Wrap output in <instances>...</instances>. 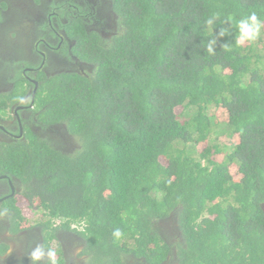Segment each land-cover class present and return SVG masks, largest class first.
<instances>
[{"label": "trees", "instance_id": "obj_1", "mask_svg": "<svg viewBox=\"0 0 264 264\" xmlns=\"http://www.w3.org/2000/svg\"><path fill=\"white\" fill-rule=\"evenodd\" d=\"M114 1L106 42L71 22L92 73L63 74L37 96L73 149L33 136L5 158L22 181L18 215L38 209L48 244L56 222L83 224L90 264H163L173 250L158 223L170 218L178 264H264V31L237 46L221 23L264 20V0Z\"/></svg>", "mask_w": 264, "mask_h": 264}, {"label": "flooded vegetation", "instance_id": "obj_2", "mask_svg": "<svg viewBox=\"0 0 264 264\" xmlns=\"http://www.w3.org/2000/svg\"><path fill=\"white\" fill-rule=\"evenodd\" d=\"M114 2L0 0V264H32L28 254L38 244L54 249L58 264H90L79 233L83 224L74 223L67 230L56 222L55 239L48 244L50 236L40 225L43 214L38 209H30L31 214L40 213L37 221L23 212L18 215L22 181L5 158L16 153L17 144L27 146L33 136L58 151L73 149L65 124L47 118V106L39 108L37 96L63 74L92 73L93 65L76 54L77 30L71 22L83 23L89 38L106 42L118 31ZM158 227L173 250L163 264H178L182 237L176 219L159 222ZM38 264H48L47 257Z\"/></svg>", "mask_w": 264, "mask_h": 264}, {"label": "clouds", "instance_id": "obj_3", "mask_svg": "<svg viewBox=\"0 0 264 264\" xmlns=\"http://www.w3.org/2000/svg\"><path fill=\"white\" fill-rule=\"evenodd\" d=\"M220 20L219 13H213L205 23L208 26H212L214 21ZM222 24H229L237 30V35L235 37V44L240 46L244 43H254L261 37L262 31H264V20H261L255 11H250L247 14H243L239 19H234L229 16L226 20L221 21ZM228 28L221 27L217 32V37H224L228 35ZM217 43V38H212L207 44V52L209 54H214V46ZM225 50H230L228 45L223 46ZM113 238L119 240L122 236L120 229H115L112 233ZM57 253L52 248H45L43 245H36L28 254V258L32 264H38L39 261L44 259L46 256L48 259V264H58L55 259Z\"/></svg>", "mask_w": 264, "mask_h": 264}, {"label": "rangeland", "instance_id": "obj_4", "mask_svg": "<svg viewBox=\"0 0 264 264\" xmlns=\"http://www.w3.org/2000/svg\"><path fill=\"white\" fill-rule=\"evenodd\" d=\"M181 108L180 109H177V112L180 114L181 113ZM215 111V110H214ZM214 111L213 110H211V111H209V114L211 115H213V113H214ZM194 113V112H193ZM193 113H191L190 115H192ZM218 129V128H217ZM212 138H213V140H216V135H214V134H212ZM220 141H218V143L220 142V144H224L225 142H226V140L224 139V138H220L219 139ZM192 146H190L189 147V149H190V151H192ZM200 151V149H199V147H198V151L197 152H199ZM197 152L196 151H194V154H195V156L197 157ZM31 214V213H30ZM29 218H31V221H37L39 218H40V213H34V214H31V215H29Z\"/></svg>", "mask_w": 264, "mask_h": 264}]
</instances>
